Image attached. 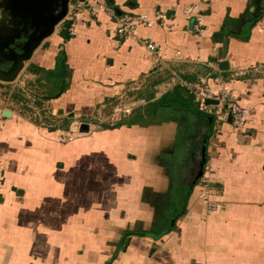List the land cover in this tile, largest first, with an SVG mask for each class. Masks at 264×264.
I'll return each mask as SVG.
<instances>
[{
    "label": "crops",
    "instance_id": "crops-1",
    "mask_svg": "<svg viewBox=\"0 0 264 264\" xmlns=\"http://www.w3.org/2000/svg\"><path fill=\"white\" fill-rule=\"evenodd\" d=\"M91 3L72 35L52 33L0 81V264H264V0ZM126 13L153 23L121 40ZM61 52L66 73H53ZM214 78L244 126H217L181 84L218 91ZM116 105L132 106L118 121L131 124H102ZM210 129L207 211L201 176L190 184Z\"/></svg>",
    "mask_w": 264,
    "mask_h": 264
},
{
    "label": "built area",
    "instance_id": "built-area-1",
    "mask_svg": "<svg viewBox=\"0 0 264 264\" xmlns=\"http://www.w3.org/2000/svg\"><path fill=\"white\" fill-rule=\"evenodd\" d=\"M93 2L95 0H92ZM90 5L91 0H70L67 13L60 20V22L56 25L54 32H62L65 31L67 35H72L74 33L75 23L78 19V15L81 12V9L85 5ZM101 5V4H100ZM87 8V7H86ZM192 12L193 9H188V12ZM89 13L94 15L95 11L89 7ZM115 27L113 28V33L118 36L121 40H125L127 38H135L136 30L139 26H150L153 22L148 20L145 16L136 14H122L116 16L115 18ZM166 16L164 13L157 11L155 12V20H165ZM197 22L200 23V17H197ZM196 29L198 32L202 31L199 25H196ZM145 47L148 49L151 56L155 58V60L159 61V57L157 55V47L153 42H145ZM252 70H255L253 68ZM245 71H240L239 75H245ZM215 83L220 87L218 91H212L207 87L203 82L202 83H188L181 82L182 85L191 90L194 95L196 101L199 103L200 109L204 112L211 114L215 117L216 125L218 126L221 122H226L227 120L236 127H242L245 125L247 120V112L246 109L241 106L234 98L231 96V93L222 87L223 81L219 78H214ZM33 95V94H32ZM29 99L30 95H29ZM206 99L214 100L215 103H205ZM132 109V106L124 105L119 106L116 105L113 107L112 116L110 117L111 123L112 121H118L120 116L125 113H129ZM117 123V122H116ZM79 123H76L75 128L78 129ZM73 135H61L58 137V141L64 142L70 140ZM208 170L207 166H203V173L199 178V183L201 185V196L206 202L207 211L213 210L216 207V204L210 200V196L213 193L212 188L208 185V178L205 175V172Z\"/></svg>",
    "mask_w": 264,
    "mask_h": 264
},
{
    "label": "water",
    "instance_id": "water-1",
    "mask_svg": "<svg viewBox=\"0 0 264 264\" xmlns=\"http://www.w3.org/2000/svg\"><path fill=\"white\" fill-rule=\"evenodd\" d=\"M29 1V12L31 14V19L33 21V30L29 35V39L25 41L22 45H19L21 50L19 53L11 50L9 44H12L14 35L0 38V62L3 64L0 67V81L12 82L14 81L19 72L24 68V64L28 61L33 53V51L39 46V44L46 37L54 33V25L57 24L67 13V6L69 0H26ZM26 5V4H24ZM17 46V45H16ZM227 47V37H224L223 48L221 52L222 58L225 55ZM8 48V51L5 49ZM219 66L225 68L227 66L225 61H220ZM205 103H215L214 100L206 99ZM5 114H9V111L5 110ZM89 125L82 122L79 125L80 132H87ZM210 130H208L202 136L201 143L199 146L198 161L196 164V170L194 173L193 180L190 184V188L193 183L202 175L203 166L206 161V144L207 139L210 135ZM173 221H171L172 223Z\"/></svg>",
    "mask_w": 264,
    "mask_h": 264
},
{
    "label": "flooded vegetation",
    "instance_id": "flooded-vegetation-1",
    "mask_svg": "<svg viewBox=\"0 0 264 264\" xmlns=\"http://www.w3.org/2000/svg\"><path fill=\"white\" fill-rule=\"evenodd\" d=\"M70 0L68 1V5H69ZM0 4L5 5L6 7H8L10 9V13L12 15H15L14 12H18L17 14L19 15V17H16V19H21V21L23 22V27L21 26V28L18 30L17 33H11L12 36L11 38L13 39L12 44H9V48L13 51H15L16 53H19L21 50L19 49V45H22L25 41H27L29 39V35L33 30V21L31 19V14L29 12V1L26 0H0ZM26 4V5H24ZM68 8V6H67ZM60 22V21H59ZM58 22V23H59ZM57 23V24H58ZM54 25V29L56 25ZM17 45V46H16ZM9 49L6 48L5 51H8ZM1 60V57H0ZM3 64L0 62V67Z\"/></svg>",
    "mask_w": 264,
    "mask_h": 264
},
{
    "label": "rangeland",
    "instance_id": "rangeland-1",
    "mask_svg": "<svg viewBox=\"0 0 264 264\" xmlns=\"http://www.w3.org/2000/svg\"><path fill=\"white\" fill-rule=\"evenodd\" d=\"M17 13L14 12L15 15H12L10 13V9L8 7H6L3 4H0V38L10 36V35H12L11 33H17L18 30L21 28V26L23 25V22L19 18L16 19V17H19V15H20L19 13H18L19 15ZM130 101H133V99H131ZM125 115H128V114L125 113ZM119 120H122L121 116H120ZM118 121L113 120L112 121L113 123H111L110 120H104V121H102V124H104V123L114 124ZM173 205H175V204H173ZM176 205H178V204H176ZM178 206H179L178 210H180L181 204H179Z\"/></svg>",
    "mask_w": 264,
    "mask_h": 264
},
{
    "label": "trees",
    "instance_id": "trees-1",
    "mask_svg": "<svg viewBox=\"0 0 264 264\" xmlns=\"http://www.w3.org/2000/svg\"><path fill=\"white\" fill-rule=\"evenodd\" d=\"M108 2H109V1H108ZM263 11H264V8H263V10H261L260 14H259L256 18H254V20L258 19V18L261 16V13H262ZM254 20L248 22L249 25H250V26H248L249 28H251V26L253 25L252 23H254ZM64 38H66V37H64ZM246 38H247V37H246ZM246 38H243V39H246ZM63 57H64V56H63V53H62V52L59 53V54L57 55V57H56V65H55V67H54V71H53V73H57L58 70H59L60 68L63 69V73H66V66L64 65ZM131 123H132V122H130V121H128V122H118V123L116 124V126H119V125H121V124H127V125H129V124H131ZM185 198H186V197H185ZM184 204H185V203H184ZM184 204L182 203V205L180 206V210H183ZM180 210H179V211H176L175 214H176L177 216L181 215L182 211L180 212ZM174 217H175V216H174ZM173 227H174V223L172 224V223H171V220H170V224H169L166 228H163L161 232H167V231L171 230Z\"/></svg>",
    "mask_w": 264,
    "mask_h": 264
}]
</instances>
